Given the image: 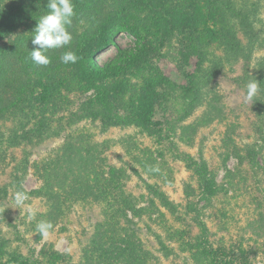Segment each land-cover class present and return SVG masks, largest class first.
<instances>
[{
	"label": "rangeland",
	"instance_id": "obj_1",
	"mask_svg": "<svg viewBox=\"0 0 264 264\" xmlns=\"http://www.w3.org/2000/svg\"><path fill=\"white\" fill-rule=\"evenodd\" d=\"M106 1L98 18L123 28L94 57L105 74L87 80L78 62L61 63L72 46L49 50L51 63L38 66L32 44L4 73L0 264H86L94 237L125 233L138 259L129 264H264V90L246 99L264 22L249 78L247 39L219 4ZM78 16L81 36L89 23ZM31 27L23 18L3 43ZM112 113H140L151 127L107 122ZM18 191L28 194L23 206ZM42 220L53 224L47 237L36 230ZM129 241L117 245L128 251Z\"/></svg>",
	"mask_w": 264,
	"mask_h": 264
},
{
	"label": "trees",
	"instance_id": "obj_2",
	"mask_svg": "<svg viewBox=\"0 0 264 264\" xmlns=\"http://www.w3.org/2000/svg\"><path fill=\"white\" fill-rule=\"evenodd\" d=\"M34 1L41 6V10L38 11V14L36 15L31 13V11L25 7V4L31 6ZM204 1L208 3L210 2L211 4H219L222 8V12L225 10L230 20H234L235 22L237 20L240 28L242 29L244 37L247 39L245 47H242L240 51V54L243 56L244 62L246 64L245 73H247L249 78H253V76L248 74L249 67L247 66L251 59L252 48L255 46V43L258 41L259 35L261 33L260 24H262V21L264 22L263 17H261V14L264 10V0ZM48 2L49 0H15L12 3H9L7 8H0V114L4 113L2 105L8 98V95L5 94L7 89L6 84H4V73L12 72L18 64L26 61L27 56H25V53H28V45L32 44L31 39L34 36L33 31L37 25V22H39L40 17L47 13ZM72 3L74 5L76 14L73 17L72 25L69 28L73 36V40L69 45V48L72 46L73 52H75L79 57L77 62L79 69H81V73L85 75L87 80H93L95 76H102L110 68L108 65L100 67V65H98L94 60L95 55L98 52L103 51L109 45H116V34L118 30L123 27H112V23L107 24L98 18L99 8H102L106 3H108L106 0H72ZM76 16H78L79 20H84L85 23L86 21L89 23V28L84 33H82L81 36H78L75 31ZM23 18H26L32 23L31 29L22 35L18 34V39L14 43H3L7 36L16 32L18 26H20L22 23ZM179 18L181 20L180 15ZM194 20V17L191 18L186 16L182 23L189 26L191 24L192 26H199V24H194ZM121 21L126 24V28L129 26L126 20ZM171 22H173V20ZM224 26L227 25L224 24ZM129 27L131 30H133L131 26ZM263 58L264 57L260 58L256 63L257 65L254 67V73H256L254 79L259 80L258 83H260L259 88L261 91L264 90V81L262 80V74L264 73ZM27 61H29V59ZM186 95H188V93H186ZM106 120L107 122H111L113 124L135 123L144 129H150L151 127L150 119L140 113L128 118H120L119 115L112 113L111 115L107 116ZM30 132L31 130L23 131V139H26L29 142H31L32 138L28 136V133L30 134ZM128 236L129 235H126V233L123 237L114 234L111 238L105 237L106 240L104 238L97 240L94 237L93 243L87 251L85 263L117 264L118 262H121L120 264H129L130 262H134L133 260L138 262V259L134 257L135 251L131 246L132 244L128 240ZM127 241L130 243V250L128 251L117 245V243L120 242L126 243L128 246Z\"/></svg>",
	"mask_w": 264,
	"mask_h": 264
},
{
	"label": "clouds",
	"instance_id": "obj_3",
	"mask_svg": "<svg viewBox=\"0 0 264 264\" xmlns=\"http://www.w3.org/2000/svg\"><path fill=\"white\" fill-rule=\"evenodd\" d=\"M47 13L40 17L39 22L34 29V36L31 39L33 50L31 51V60L38 66H48L51 58L48 56L49 50L61 49L69 46L73 36L69 31L75 16L72 0H49L47 4ZM79 60L78 55L73 51L64 52L61 57V63L75 64ZM259 84L255 79L247 84L246 99L251 101L259 92ZM158 171V169H153ZM28 194L23 191L15 193V203L23 206L28 199ZM36 212L29 210V219L34 220ZM37 232L42 237H47L53 224L48 221H39L36 226Z\"/></svg>",
	"mask_w": 264,
	"mask_h": 264
}]
</instances>
